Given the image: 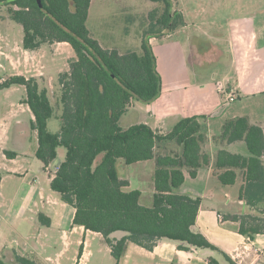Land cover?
I'll return each instance as SVG.
<instances>
[{
  "label": "trees",
  "instance_id": "1",
  "mask_svg": "<svg viewBox=\"0 0 264 264\" xmlns=\"http://www.w3.org/2000/svg\"><path fill=\"white\" fill-rule=\"evenodd\" d=\"M92 1L0 0V8L5 7L8 17L23 26L24 49L67 42L75 52L69 71L59 79L62 112L57 115L61 122L58 132L48 129L55 107L41 79L13 75L0 83V90L25 86L26 97L22 101L35 116L32 128L38 132L37 158L48 168L57 158L58 149H66L51 188L76 209L74 225L103 235L117 264L130 242L152 250L166 238L181 242V249H215L204 234L194 230L201 198L177 192L185 182V169L194 178L200 168L211 163L206 148L208 137L200 117L183 118L167 134H160L146 123L127 128L120 125L134 100L150 103L161 95L162 77L151 39L174 33L186 25L185 18L173 9L174 0H152L164 6L149 13L141 51L121 53L104 48L92 36L87 25ZM220 138L227 143L244 141L250 155L220 149L214 174L223 185H235L241 178L239 201L258 208L264 204L263 128L248 117H235L224 123ZM170 142H175L180 150L158 151L161 143ZM150 159L156 162L155 193L153 204L145 206L139 189L125 190L129 181L119 174L118 161L130 165ZM228 218L239 222L243 235L264 233V216L240 214ZM117 232L125 234L116 237ZM14 261L36 264L18 255ZM209 262L219 264L212 258ZM0 264L5 263L0 259Z\"/></svg>",
  "mask_w": 264,
  "mask_h": 264
},
{
  "label": "rangeland",
  "instance_id": "2",
  "mask_svg": "<svg viewBox=\"0 0 264 264\" xmlns=\"http://www.w3.org/2000/svg\"><path fill=\"white\" fill-rule=\"evenodd\" d=\"M163 6L162 2L152 0H93L87 25L92 36L104 48H116L124 53L133 50L140 52L142 35L150 23L149 13ZM173 9L183 14L186 25L171 35L161 39L153 38L152 41L158 59V71L162 77L161 95L150 103L134 100L136 106L131 103L121 118L120 125L127 128L142 120L139 107L143 104L150 106L154 113L155 104L161 102L170 113L166 117L168 129L199 111L206 131L212 135L210 137L215 156L222 148L249 156L250 152L244 141L229 144L222 141L220 136L224 123L235 117H248L252 123L261 124L264 128V0H174ZM0 28L9 35V41L0 39V48L7 44L12 48L22 45L24 30L21 24L8 19L1 23ZM62 48L63 46L58 53V60L56 56L57 61L44 58L45 71L50 73L46 85L55 107V115L48 123L51 132H58L61 128L60 119L57 118L62 112L59 104V79L64 71L70 69V62L76 57L72 47L71 56ZM13 73L10 65H0V79H8ZM234 86L239 87L241 96L235 101H229L230 90ZM15 88L25 89L20 85ZM19 89H12L7 100H3L4 95L1 96V108L6 103L19 102L17 99L20 95H25ZM170 102L178 108L173 106L169 110L166 105ZM20 120L23 125H27V120ZM13 123L14 133L20 124ZM30 129L29 126V131ZM61 151L66 153L64 147H61ZM135 168L118 161L121 177L132 179L133 184L140 187L141 182ZM155 169L156 167L153 176ZM204 170L206 169L202 168L200 172ZM143 174L149 175L150 170ZM142 183L145 192L151 190L149 180ZM240 184L241 178L235 185H222L214 179L209 189L222 195L227 193L229 197L216 205L214 200L205 199L206 206L219 208L221 203L227 204L229 200H233L227 206L229 215L264 216V204L253 208L239 201ZM204 187L205 178L201 175L199 179H188L177 192L197 194ZM212 191H209L210 194ZM149 200V195H146L142 203H150Z\"/></svg>",
  "mask_w": 264,
  "mask_h": 264
},
{
  "label": "crops",
  "instance_id": "3",
  "mask_svg": "<svg viewBox=\"0 0 264 264\" xmlns=\"http://www.w3.org/2000/svg\"><path fill=\"white\" fill-rule=\"evenodd\" d=\"M5 10V7L0 8V26L2 22L10 19ZM8 38L9 35L0 28V39L9 41ZM152 41L153 38L151 45ZM62 46V50L67 51L71 56L72 49L67 42L45 44L37 50H26L21 44L12 48L7 44L6 47L0 48V65L1 67L10 65L14 71L13 75H23L26 78L38 77L47 87L46 82L50 73L45 71L44 58L48 57L51 61H57ZM157 68H159L158 59ZM67 71L69 70L64 72ZM5 79L1 78L0 83ZM17 86L13 85L0 90V259L5 264H16L15 255L27 257L36 264H117L103 235L83 226L74 225L76 209L63 202L60 195L51 188L52 179L66 153L59 148L57 158L48 168H45L44 163L37 158L39 138L37 130L32 128L35 116L29 105L22 101L26 97L25 86L20 85L25 88L23 90L15 88ZM12 89H19L20 92H25V95H20L17 99L19 102L6 103V106L1 108V96L4 95L3 100H7V95L13 91ZM230 91L236 93L238 98L241 96L238 86L232 87ZM133 102L136 103V101ZM166 106L169 110H172L173 106L178 108L172 102ZM154 107L153 113L150 106L141 105L139 111L142 113V120L138 123H146L160 134H167L174 126L171 125L168 129L166 117L168 118L170 113L164 105H161V102ZM199 114L200 112L196 111L189 117L199 116ZM21 118L27 120V125H23ZM13 122L20 124L14 133ZM258 125L263 128L261 124ZM29 126L32 132L29 131ZM206 130L205 127L208 137L206 148L210 152L211 163L202 167L206 169L203 172H200L202 169L200 168L194 178L185 169V182L191 178L199 179L201 175L205 178L203 189L197 191V194L189 192L193 197L201 198L194 230L204 234L215 249L195 246L181 249L179 247L181 242L166 238L160 240L152 250L130 242L126 254L118 264H211L209 258L216 260L219 264H230L226 256L236 264H264V233L249 237L239 232V222L228 218V216L238 215H229L227 206L233 203V200H229L227 204L221 203L219 208L206 206L204 202L205 199H212L216 205L229 197L227 193L222 195L220 192L215 193L209 189L214 179L219 182L220 180L214 174L216 156L212 149V135ZM179 150L180 147L175 142L166 145L161 143L158 148L161 153ZM130 165L136 167L135 171L139 175L138 180L141 186L136 187L132 179L125 177L129 181V186L125 190L139 189L142 192L141 203L142 199L149 195L150 203L145 206H151L155 193L153 176L154 167H156L155 159ZM148 169L150 174L144 175V171ZM144 180H149L152 184L148 192L144 191L145 187L142 183ZM209 191H212V194ZM124 234L117 232L114 236L122 237Z\"/></svg>",
  "mask_w": 264,
  "mask_h": 264
},
{
  "label": "built area",
  "instance_id": "4",
  "mask_svg": "<svg viewBox=\"0 0 264 264\" xmlns=\"http://www.w3.org/2000/svg\"><path fill=\"white\" fill-rule=\"evenodd\" d=\"M237 97H238V95L236 94V93H230L229 94V98H228V100L229 101H235L236 99H237Z\"/></svg>",
  "mask_w": 264,
  "mask_h": 264
}]
</instances>
